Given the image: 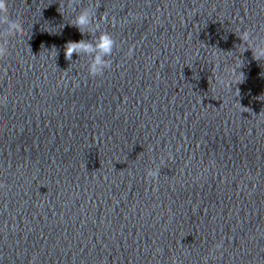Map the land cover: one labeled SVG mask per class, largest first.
<instances>
[{"label":"water","instance_id":"95a60500","mask_svg":"<svg viewBox=\"0 0 264 264\" xmlns=\"http://www.w3.org/2000/svg\"><path fill=\"white\" fill-rule=\"evenodd\" d=\"M9 16L0 264H264V0H9ZM105 31L111 55L65 58Z\"/></svg>","mask_w":264,"mask_h":264},{"label":"clouds","instance_id":"9594fccd","mask_svg":"<svg viewBox=\"0 0 264 264\" xmlns=\"http://www.w3.org/2000/svg\"><path fill=\"white\" fill-rule=\"evenodd\" d=\"M103 19H107V16L103 17ZM91 22V13L88 9H85L79 13V15L75 19V24L77 27L81 28L82 26L87 25ZM113 22H115V18H113ZM6 25L3 31H0V58H4L9 55V50L7 47V43H5L6 37L15 36L17 34L22 35L24 31L23 23L19 19H11L9 16V0H0V26ZM238 37L242 41V43L247 42L250 38L253 37L252 31L245 29L243 31L237 32ZM114 47H117V42L112 36L110 32H102L99 36V43L97 45H93L91 42H85L84 40L80 41H68L65 45V58L69 61L72 60L73 52H79L80 50H85L88 52L94 51V48H99L100 51L104 54L111 55ZM134 47V46H133ZM133 47H130L128 50V55L131 56L133 54ZM247 50V49H245ZM253 58L257 61L264 60V42L257 44V46L252 48ZM58 53H55V56ZM108 62L103 61L100 55H96L93 63L90 65V75L95 77L101 71V65H106ZM232 75H235V70L233 69ZM218 83L223 85L225 81L223 79L218 80ZM8 97H0V103H7ZM149 175L155 176L156 173H150ZM6 185L3 182H0V189L5 188ZM223 241L217 243V249L222 247Z\"/></svg>","mask_w":264,"mask_h":264}]
</instances>
